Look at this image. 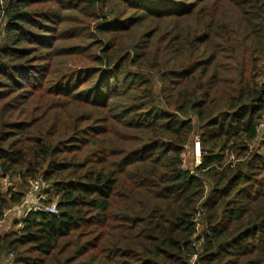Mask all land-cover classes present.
Masks as SVG:
<instances>
[{"label":"trees","instance_id":"obj_1","mask_svg":"<svg viewBox=\"0 0 264 264\" xmlns=\"http://www.w3.org/2000/svg\"><path fill=\"white\" fill-rule=\"evenodd\" d=\"M180 2L0 0V258L264 264V0Z\"/></svg>","mask_w":264,"mask_h":264},{"label":"rangeland","instance_id":"obj_2","mask_svg":"<svg viewBox=\"0 0 264 264\" xmlns=\"http://www.w3.org/2000/svg\"><path fill=\"white\" fill-rule=\"evenodd\" d=\"M176 1H181L180 7H184L185 5L189 4L192 0H176ZM174 6L176 7V5ZM257 129L259 131V137H257L256 141L251 144V147H250L251 154H249L248 156L250 157L252 155H258L264 158V122H261ZM182 161H183V165L186 167L187 170L193 169L195 165L198 163V161H200L199 160V144H198L197 137H194L191 140V142L188 144V146L185 148V151L182 155ZM229 161H232V163L236 162V160L234 159V156H230ZM36 181L38 180L22 181L18 178L1 179L0 180V190L2 192H6L7 190H10L12 192L23 191L25 193V192H28V190L31 187V184H33ZM42 193H44V191H42ZM53 201H55L54 198H52V202ZM13 208L14 207H12L10 210H12ZM5 210L3 209V212ZM19 217H21L20 211L16 213L11 212L8 215V217L3 218V220L1 218L0 221H2L1 222L2 224L0 225V231L1 232H9L13 230L15 231V229L18 228L17 224H15V219ZM7 256L8 255H4L0 258V264L5 263V261L7 260Z\"/></svg>","mask_w":264,"mask_h":264},{"label":"built area","instance_id":"obj_3","mask_svg":"<svg viewBox=\"0 0 264 264\" xmlns=\"http://www.w3.org/2000/svg\"><path fill=\"white\" fill-rule=\"evenodd\" d=\"M198 164L199 161L193 169L188 170L190 174L194 173V169L198 166ZM183 168L186 169L184 165ZM43 190L44 184L40 179H38V181L31 184L30 189L28 190V192H26L27 194L25 193L22 203L18 206H15L12 210L6 212L4 211L0 219L2 218L3 220V218H7L11 212L16 213L20 211L21 217L16 218L15 222L18 228H22V221L25 219L29 212L39 211L42 213H57L55 202H52L50 204H44L48 196H46L45 193H42ZM1 222L2 221H0V225L2 224ZM4 264H14V256L8 255L7 260Z\"/></svg>","mask_w":264,"mask_h":264}]
</instances>
